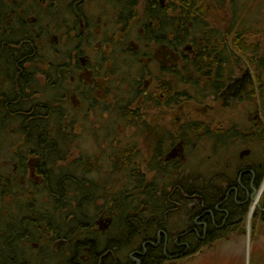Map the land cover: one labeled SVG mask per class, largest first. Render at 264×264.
Segmentation results:
<instances>
[{"label":"trees","instance_id":"1","mask_svg":"<svg viewBox=\"0 0 264 264\" xmlns=\"http://www.w3.org/2000/svg\"><path fill=\"white\" fill-rule=\"evenodd\" d=\"M138 1L112 0L114 5L111 8L117 9L118 18L123 25L122 29L126 28L127 35H134L129 23L135 16ZM163 1V5H160L159 0H142L143 19L140 27L143 31L141 34L143 38H139L140 42L148 45L155 42V46L164 49L166 47L173 51L174 65L171 66L168 61L161 63L162 78L176 75L180 77L179 75L182 74L180 77L182 83L192 84L196 88L201 87L206 80L207 83L203 86L202 92L199 90L193 93L181 91L177 94L175 92L174 96H171L168 83H159L158 87L161 88L165 101L159 98L156 104L161 105L163 102L165 105H175L179 100L194 101L197 100L194 96L200 93L202 96L197 101L202 102L209 97L216 98L225 87V80H227L225 75L229 72V79L233 73L228 71L225 65L230 63L232 58L236 59V51L241 55H251L247 58V62L254 68L253 79L258 84V98L264 110V52H260L258 44H248L246 39V35L261 31L256 28L261 25L258 19L261 4L257 3V0H229L227 4L225 0H219V7L225 8L224 19H227V24L219 28L210 25L204 19L206 8L204 9L199 0ZM256 4H259L258 11H255ZM256 13L257 17H255ZM228 40H231L230 44ZM4 43H7V40ZM186 54L188 56H185ZM9 57L11 55L0 53V63L6 62L10 59ZM14 57L15 63L32 64L27 68L32 73L36 72L32 69L35 64L41 62L39 55H30L29 59L24 54ZM235 62L238 60L236 59ZM193 76H196V79L193 80ZM248 84L249 82L246 85ZM26 90H29L30 95L25 92ZM2 92L6 91L1 89L0 94ZM32 94L30 85L16 86L13 100L15 102L21 99L26 100ZM247 95V98L251 99L256 93L250 92ZM4 104L5 102L2 101L0 107ZM110 108L111 106L103 105L104 110ZM25 110L26 113L29 112V116L25 113L22 118H28L30 121L27 119L28 121L15 125L20 133V151L11 157V160L15 162L13 168L16 166L11 174L26 171L28 156L36 158L38 160L36 169L42 175L43 181L41 183L32 182L30 187L36 194L47 195L48 209L43 210L40 207L42 204L37 202V199L24 206L16 204L17 211L0 207V264H51L54 262L51 258L57 252L61 254V257L55 264H75L74 261L80 264H134L128 257L120 259L119 252L127 247V249L130 248L127 253L131 251L143 253L141 246L145 243L147 244L145 255L137 257L139 264H159L165 256L174 255L172 253L176 252V246L173 239H168L165 243L163 237L161 245L157 247H152V243L156 242L159 232L167 230L170 234V227L175 231L178 228L177 221L181 219L171 214L177 215L176 213L182 210L179 215L185 219L183 222L187 223V214H184L185 209H183L185 203L180 193L191 197L199 196L201 186L199 187L198 181L189 180L187 176L176 170L175 165L166 163L164 166V163L160 162V159L164 158L161 151L163 139L156 143V151L150 158L151 161L156 160L157 162L150 166V171H155L157 174L150 178L145 174L141 177L140 172L132 168L130 174L132 178L128 177V173L126 175L130 185H127L124 191L109 197L108 194H111L112 189L109 180L105 181L102 175L97 182L93 178L94 170L103 167L101 163L95 161L98 162V169H96L92 166L89 156H81L73 160L69 158V146L75 142L76 138L72 131L76 120L69 119V117L77 111L67 103L59 108L54 103H46L45 110L29 105L25 107ZM66 121L71 127L70 131H64ZM195 124L192 123V128L196 129ZM2 129L7 128L0 126L1 131ZM260 131L264 135V128ZM114 153L119 158H123L122 166L133 165L129 152L115 151ZM109 161L112 162L111 159ZM170 172H174V175ZM163 175H168L170 180H166ZM20 186V183L14 181L1 183L0 195L5 196L8 189ZM170 189H174L176 193L169 196ZM193 191L196 194H193ZM207 192L208 198L205 206H201L202 202L199 200L195 201V212H199L197 216L202 214V222L207 225V237L199 244L200 248L220 239L224 234L222 230L214 229L210 219V213L216 214L214 208L219 201L220 194L211 191L209 187ZM100 199L105 204L98 207ZM103 207H105L104 216L111 226L108 231L101 234L94 230V222L98 216V210ZM190 212L189 210V215ZM222 215V218L214 219L217 226L223 221L224 214ZM186 228L185 225L182 230L176 231L177 236H182ZM44 239H46V245L53 241H60V250L53 251V253L50 251L45 255L28 252L24 257L26 250L23 244H41L45 241ZM112 239L117 240L118 243ZM180 240L184 241V239ZM164 244L166 245L165 252L163 251ZM180 249L183 250V247ZM191 249L190 254L196 253V249L195 251L194 248ZM84 259L87 260L84 262Z\"/></svg>","mask_w":264,"mask_h":264},{"label":"rangeland","instance_id":"2","mask_svg":"<svg viewBox=\"0 0 264 264\" xmlns=\"http://www.w3.org/2000/svg\"><path fill=\"white\" fill-rule=\"evenodd\" d=\"M225 1L227 4L229 0ZM199 2L204 9L206 8L204 19L210 25L220 28L223 24H227V19H224L226 16L225 8L219 7V0H199ZM257 3L261 4V13L258 16L261 25L256 28L261 31L256 34L246 35V39L248 44H258L260 52H264V0H257ZM259 4H256L255 11L259 10ZM49 11L52 12L53 8H49ZM102 12L103 15L101 16L103 20L108 22L107 29H109L107 34L109 36L102 39L104 42L102 43V48L104 45H108L111 46V49H106L108 58L105 62L107 65L101 69L100 78L98 79L106 78L105 83L110 87H107L104 82L100 85L104 88V92L103 90L100 91V97L97 98L99 102L97 108L95 106L91 107V112L84 115L80 114V112H74L69 117V119L76 120L72 128L76 138L75 142L69 146V158L73 160L81 156H89L92 166L96 167V169H98L97 163H101L103 167L99 170H94L93 178L97 182V180H100V175H102L105 181L109 180V184L112 185L111 194H108L109 197L124 191L127 185H130L128 182L129 178H132L130 176L132 168H135L140 173H145L146 177L149 178L157 174L155 171L147 173L143 161L150 160L153 152L156 151V143L160 139L164 140L161 146L164 158L166 160H168L167 158L178 160L179 166L176 165L177 168H180L178 171L187 176L189 180L202 178L203 181H208V183L213 181L222 187H224V176L221 175V171L223 168H228L231 163L237 162L238 155L245 157L252 153H261L264 158V137L260 138L258 135L260 131H257L255 125L250 121L256 112L259 113L261 120L264 121V110H262L258 98V84L253 79L254 68L247 62V58L251 57L250 54L241 55L235 51L238 62H235L236 59L232 58L230 63L225 65L227 70L233 73L228 79L229 72H226L225 78L227 80H225L224 86L241 77L246 70L251 73V77L248 80L249 84L245 85L242 97L230 100V103L226 106L223 105L222 99L217 98L218 96L216 98L209 97L202 102L197 101L200 100L201 93L194 96L197 99L194 101L179 100L175 105L169 104L171 107L157 105L156 103L162 92L161 88L158 87L159 83H168L170 88H172L170 90L172 92L171 96H174L175 92L177 94L181 91L193 93L195 90H199L202 92L207 80L204 81L201 87L196 88L192 84L182 83L180 78L182 74L179 75L180 77L176 75L162 78L161 63L159 59H153L152 56H154L156 48L151 45L133 48L135 52L128 49L125 51V57L121 59L118 52H121L123 47L119 45L120 39L118 37L112 39L110 34V32L119 33L123 27L119 23L118 11L116 8L110 7V10L107 11L109 15H105L104 10ZM255 17H257V13ZM142 19V0H139L135 16L129 23L134 34L131 36L134 45L140 43L139 38H143L138 34L141 32ZM228 41L230 44L231 40ZM131 46L133 47V44ZM85 50L91 64L100 62L101 57L93 52L92 47H86ZM185 56H188V54ZM148 58H152L149 64L146 63ZM187 58L189 59V57ZM109 66L117 68V70H114L116 74L112 76L109 73L107 74L108 71H111L107 70L106 72V67ZM194 79H196V76H193ZM40 83L41 81H39L40 89L37 90H40L41 94L43 87ZM96 83L98 82L96 81ZM173 86L175 87L173 88ZM109 88H113L114 92H118L114 96H109L107 94ZM250 92H255L256 95L248 99L247 94ZM47 97L49 98V96ZM40 100L45 103V96ZM47 102L48 104L54 103L57 107L54 99L51 98ZM103 105L111 106V108L104 110ZM77 106L78 104L74 103V109ZM86 106L89 105L86 104ZM192 123H197L195 124L196 129L192 128ZM65 124L67 125H64V131H70L71 127L68 125V121ZM251 130L255 131V137L248 140L247 135ZM0 134H2L0 135V182L8 183V181L12 182L15 180V174H11L15 162L13 159L11 160V157L20 151V133L14 127L10 131L2 129ZM243 149L247 151H243ZM115 151H120L121 153L129 152L133 165L130 167L122 166L123 158H119L114 153ZM110 159L112 162L109 161ZM28 160H30L29 164H31L28 168L29 172V170H32V164L37 159L29 157ZM104 160L105 163L103 164ZM204 166H208L206 172L203 169ZM127 173L129 178L126 176ZM163 176L166 180H170L168 175ZM136 182H139V180H136ZM38 183L41 182L38 181ZM20 185V187L8 189L5 192V196L0 195V207L17 211L16 204L24 206L28 202L37 199V202L42 204L38 206L43 210L47 208L48 199L46 194H36L30 185ZM28 188L29 191L27 190ZM170 190L172 194L176 193L173 189ZM257 200V198L254 199L255 202ZM104 204L101 199L98 200V207ZM251 205V207L254 206L253 203ZM190 206L185 204L183 208L185 209L184 214H189L187 209ZM250 206H247L246 212L241 215V211L233 212L235 225L232 227L233 229L231 228V231H226L220 239L215 240L211 245L202 247L200 252L190 254L171 264H264V223L261 213L252 214L250 218L248 217ZM104 209L105 207L98 210V216L94 222V230L101 234L108 231L111 226L104 216ZM181 211L177 212V215L171 214L173 217L181 219V221H177L178 228L176 231L182 230L183 226L187 224L183 222L185 219L179 215ZM5 213L7 212L5 211ZM169 231H171L170 234H168L167 230L165 232L161 231L164 234L161 235L162 240L164 236L169 240H174L178 237V232L176 233L172 227H170ZM44 240L41 244H36L37 246L33 245V243L23 244L24 250H26L24 257L28 252L45 255L50 251L53 253V251L57 252L60 250V241H53L46 245V239ZM181 243H183V240L177 241V244ZM41 248L42 250L40 251ZM128 249L126 247L125 250L122 249L119 252L120 259L121 257L122 259L129 257L127 255ZM60 257L61 254L57 252L51 258L54 260L51 264L58 262ZM131 258L135 259V256L131 255ZM163 263L167 264L165 261Z\"/></svg>","mask_w":264,"mask_h":264},{"label":"flooded vegetation","instance_id":"3","mask_svg":"<svg viewBox=\"0 0 264 264\" xmlns=\"http://www.w3.org/2000/svg\"><path fill=\"white\" fill-rule=\"evenodd\" d=\"M159 4L163 5V0H159ZM113 5L114 2H112V0H0V40H2L0 42V53L11 55V57H9L10 59L6 62L0 63V74H5L2 77H10L11 75L20 76L23 74L22 85H30L33 93L37 92L38 101H40V103L33 105L34 108L40 107L42 110H45L46 102L43 103L40 99L44 95H47L49 96L48 100L51 98L54 99L57 108L64 107V104L67 103L72 106L73 110L82 114L91 112V108L86 106V104H88L87 102L90 96L98 98L100 97V91L103 90L104 92V88L100 85L103 84V82L106 85V78L102 77L101 80L98 78H100L99 73L103 66L107 65L105 62L108 58V56H106V49H111V46L108 45H104V49L102 48V43H104L102 39L109 36L107 35L109 33V29H107L108 22L103 20L101 16L103 15L102 10H104L105 15H109L107 11H109L110 7ZM136 6H138V2ZM48 7L53 8V11L50 12ZM119 23L121 24L120 19ZM140 31L141 32L138 34L142 36L141 34L143 31L141 27ZM110 34L112 39L115 37L120 39L119 45L123 46L121 52L118 51L121 59L125 57V51L128 49L133 52V48L136 49L139 46L151 45L156 48L155 54L152 56L154 60L159 59L160 63L168 61L170 65L174 63V53L172 50L168 48L164 49L163 47L159 48L155 46V42H151L149 45L145 44V42L134 45V42L131 40V35L126 34V28L121 29L119 33L110 32ZM6 40L7 43H4ZM131 44H133V47ZM86 47H92L93 52L101 57L100 62H96L95 64L89 62L85 50ZM19 54L28 56V59L30 55H39L41 57V62L35 64L32 68L35 69L36 72L32 73L28 71L27 68L31 67L32 64L23 62L15 63L13 61V55ZM151 61L152 58L146 59V63L148 64L151 63ZM15 64H17L16 67H14ZM107 70L111 71L107 72ZM114 70H117L115 66L106 67V72L107 74L109 73L110 76L116 74ZM250 77L246 79V82L241 86V90L237 94L230 95L228 92L229 90L226 91L229 85L227 84L217 98L222 99L223 105L226 106L230 103V100L242 97L241 95ZM39 81H41L42 84L40 83V85L43 87L41 94L39 92L40 90H37L40 89ZM96 81L99 84L96 83ZM59 83L63 84V86L58 94H54L49 90L51 86ZM106 86L110 87L108 84ZM1 89L2 88H0V91ZM170 90H172V88H170ZM25 92L30 95L29 90ZM170 93L172 92L170 91ZM160 98L162 101H165L162 94H160ZM9 99H13V97L6 92L0 94V103L3 100ZM59 102H61V104H58ZM63 102L65 103L62 104ZM74 103L78 104L76 107L77 109H74ZM163 105L165 106L162 102L161 106ZM167 106L171 107L170 105ZM25 113V109H22L21 113L18 112V114L21 115ZM258 114L257 112L254 113L250 121L255 125L257 131H260L261 128H264V121L261 120ZM26 115L29 116V112L26 113ZM14 127L16 126L7 128V130L10 131ZM255 131L251 130L248 132V140L255 137ZM258 135L260 138L264 136L261 131L258 132ZM24 151L28 152V150ZM243 151L247 150L243 149ZM28 158L26 159V171H19L15 173L14 177V182L23 184V186H29L32 182L36 183L38 181H43L42 175L39 174L36 169L38 160L36 162L34 161L32 170L28 172V168L31 165L29 164L30 160H28ZM167 159L168 160H166V158L160 159V162H163L164 166H166V163L179 166L178 160ZM153 163H157L156 160L143 161L147 173L150 172V166L153 165ZM15 169L16 166H14V170ZM178 169L180 168L176 170ZM203 169L206 172L208 166H204ZM172 173V175H174V172ZM144 174L145 173H142L141 175L140 173V176L143 177ZM221 175L224 176V187L215 184L213 181H209L210 183H208V181H203L202 178H197L198 180L194 181H198L199 187L201 186V190L198 193L199 196L195 195L191 197L190 195H184L182 192L180 193V196L184 199V203L191 205L187 209V211L190 210L191 212L190 215H187L186 232L173 240L176 246V252L172 253L174 255L165 256V263H175L183 257L189 256L192 252L191 248H194V251L196 249L195 252H200L201 248L199 244L204 242L207 237V225L202 222V214L197 216L199 212H195V201L199 200L202 202L201 206H205L208 198L206 195L208 194V187L211 191L213 190L220 194L219 201L214 208L216 214L210 213V219L216 231L222 230L223 233L231 231L233 229L232 227L235 225L233 222V212L236 211L237 213V211H241L240 215L245 213L247 206L249 207L252 203L254 204L255 198L258 200L260 199V201L258 202L257 200V202H255L252 214L257 215L261 213L264 223L263 155L261 153H252L245 157L238 155V161L231 163L228 168H223ZM26 177H28V179H26ZM27 190L29 191V188ZM202 190L205 191V193ZM193 194L196 193L193 191ZM251 206L248 209L249 212ZM254 208L256 209L254 210ZM249 212L248 217L250 218ZM222 214H224L223 221L217 226L214 223V219L216 217L219 219L222 218ZM191 217L195 219L191 220ZM197 220L199 222H197ZM158 234L162 235L163 233L159 232ZM181 237L184 239L183 243L177 244V241H179ZM164 238L166 243L168 238L166 236H164ZM159 239L160 236L157 235L156 242L158 244L161 242ZM213 242L208 243V245H211ZM145 244L141 246V250L143 251ZM180 247H183V250H181ZM142 254L143 253L139 251H133L131 255L135 256V259L131 258L130 255L128 258H130L134 264H139L137 257L142 256Z\"/></svg>","mask_w":264,"mask_h":264},{"label":"bare ground","instance_id":"4","mask_svg":"<svg viewBox=\"0 0 264 264\" xmlns=\"http://www.w3.org/2000/svg\"><path fill=\"white\" fill-rule=\"evenodd\" d=\"M3 75H5V74H3ZM3 75L0 74V88L5 90L8 95L14 97V88L16 86L20 87L23 84V79H22L23 74H21L20 76L11 75L10 77H2ZM62 86H63V84L59 83V84H56L54 86H51L49 88V90L51 92H53L54 94H58L59 91L61 90ZM117 92L118 91L114 92L113 88H109L108 91H107V94L109 96L110 95L114 96ZM44 96H45V102H47L48 97H47V95H44ZM3 102H5L4 106L0 107V126H2L4 128H11V127L17 125V123H19V122L26 121L28 118H22L23 115L18 114V112L21 113L22 109H25V107H27L29 105L33 106L36 103H40L38 101L37 92L33 93L26 100H22L21 99L20 101L15 102V100L9 99V100H3ZM114 102H116V101H114ZM87 103H88L90 108L93 107V106H95V108H97V104H99L98 99L95 96H90ZM28 120L30 121V119H28ZM27 125L28 124H26V126ZM169 198H171V197H169ZM170 202H171V199H170ZM254 204H255V202H254ZM252 212H253V207H251V209H250V212H249L250 216H251ZM193 219H195V218H193ZM186 220H187V218H186ZM197 222H199V221L197 220ZM157 235L160 236L159 240L161 241L162 240V236L160 234H157ZM112 240L115 241V243H118L117 240H115V239H112ZM146 245L147 244H145V246H144V252H143L142 256L145 255ZM160 245H161V243H159V244L156 243V242L152 243V247H157V246H160ZM165 246L166 245L164 244V249H163L164 252L166 251ZM132 253H133V251L128 252L127 255L131 256ZM86 260L87 259H84V262ZM163 262H164V260H162L159 264H164ZM74 263L75 264H80L78 261H74ZM104 264H108V263H104Z\"/></svg>","mask_w":264,"mask_h":264},{"label":"water","instance_id":"5","mask_svg":"<svg viewBox=\"0 0 264 264\" xmlns=\"http://www.w3.org/2000/svg\"><path fill=\"white\" fill-rule=\"evenodd\" d=\"M250 77V71L246 70L245 73L238 79H235L232 83H230L226 89L230 95H235L241 90V86L246 82V79ZM225 91V92H226Z\"/></svg>","mask_w":264,"mask_h":264}]
</instances>
